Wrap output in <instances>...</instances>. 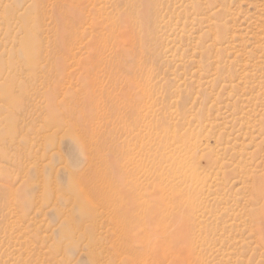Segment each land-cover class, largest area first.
Returning <instances> with one entry per match:
<instances>
[{
    "label": "rangeland",
    "instance_id": "rangeland-1",
    "mask_svg": "<svg viewBox=\"0 0 264 264\" xmlns=\"http://www.w3.org/2000/svg\"><path fill=\"white\" fill-rule=\"evenodd\" d=\"M263 177L264 0H0V264H264Z\"/></svg>",
    "mask_w": 264,
    "mask_h": 264
},
{
    "label": "bare ground",
    "instance_id": "bare-ground-1",
    "mask_svg": "<svg viewBox=\"0 0 264 264\" xmlns=\"http://www.w3.org/2000/svg\"><path fill=\"white\" fill-rule=\"evenodd\" d=\"M89 3H91V2H89ZM91 5V4H90ZM96 5V4H95ZM88 8V7H87ZM217 24V23H216ZM217 26V25H216ZM212 27H214V26H212ZM215 28V27H214ZM224 28V27H223ZM222 28V29H223ZM225 29V28H224ZM223 29V30H224ZM215 31V30H214ZM217 31H219V30H217ZM223 33V32H222ZM222 33H221V35H222ZM216 34V33H215ZM223 36V35H222ZM218 37V36H217ZM219 37H220V35H219ZM219 50V49H218ZM221 50V49H220ZM223 50V49H222ZM224 51V50H223ZM222 51H220V53H221ZM217 69V68H216ZM223 76V75H222ZM147 91V90H146ZM144 95V94H143ZM146 96H148V95H146ZM147 98V97H146ZM147 114V113H146ZM147 116V115H146ZM243 119V118H242ZM145 120H146V118H145ZM152 120V119H151ZM169 121H170V119H168ZM157 122V121H156ZM162 122V121H161ZM148 123V122H147ZM242 123V122H241ZM172 124V123H171ZM170 124V125H171ZM246 124H247V122H246ZM147 125V124H146ZM152 125H154V124H152ZM164 125V124H163ZM162 125V126H163ZM244 125V124H243ZM159 126V125H158ZM246 126V125H245ZM170 127V126H169ZM208 128V127H207ZM152 130H154V129H152ZM170 130V129H169ZM189 130V129H188ZM249 130V129H248ZM155 131V130H154ZM191 131V130H190ZM199 131V130H198ZM159 132V131H158ZM189 132V131H188ZM195 132V131H194ZM152 133V132H151ZM178 133H180V132H178ZM201 133V132H200ZM155 134V133H154ZM161 134V133H160ZM174 135V134H173ZM190 135V134H189ZM201 135V134H200ZM153 136V135H152ZM180 136V135H179ZM156 137V136H155ZM194 137H195V135H194ZM201 137V136H200ZM216 137V136H215ZM249 137V136H248ZM180 138V137H179ZM210 138V137H209ZM167 139H169V137L167 138ZM185 140V139H184ZM189 140H190V138H189ZM192 140V139H191ZM138 141H139V139H138ZM148 141V140H147ZM153 141V140H152ZM207 141V140H206ZM175 142V141H174ZM180 142V141H179ZM187 142V141H186ZM185 142V144H186V146H184V145H180V146H177L175 149H176V156H175V158H174V163H175V166H177V167H175L176 168V172H174V173H178L179 174V178H181L183 181H186V177H187V179H190V182L192 181L193 182V185H194V191H200L201 190V192L202 191H204V190H202L203 188H204V183H206L205 181H209V179L210 178H212V176L214 177V176H216V172H215V169L213 168V166H215V165H217V167H216V169H218V171H219V173H220V175H221V179H220V181H221V183H220V186H221V189H222V194H221V196H222V198H221V202H220V204L222 203L223 205H224V207H222L221 209H220V212H221V220L223 221V218H226L227 216H229L228 215V213L229 212H231L232 213V216H234V218H235V216H236V209L234 208V209H232V208H230V207H228V205L230 204H228L227 203V194H226V192H225V188H224V186H226V185H224V181H225V179L226 180H228V177L231 175H229V176H227V171L225 172L224 171V169L227 167V166H225V163L223 162V157L221 158V155L218 153V152H216V154L215 155H211L210 154V151L208 152V153H205V149H202L201 148V150L200 149H198V148H200L199 147V145H196V143H195V141L193 142V143H186ZM217 142V141H216ZM162 143V142H161ZM167 143V142H166ZM181 143V142H180ZM144 144V143H143ZM175 144V143H174ZM198 144V143H197ZM145 145V144H144ZM144 145H142L141 147H143ZM148 145V144H147ZM146 145V146H147ZM204 145V144H203ZM216 145V144H215ZM202 146V145H201ZM210 146V145H209ZM208 146V147H209ZM224 146V145H223ZM159 147V146H158ZM198 147V148H197ZM257 147V146H256ZM144 148H146V147H144ZM147 149V148H146ZM156 148H154V150H155ZM168 149V148H167ZM173 149V148H172ZM208 148H206V150H207ZM213 149V148H212ZM224 149V148H223ZM200 150V151H199ZM232 151V150H231ZM238 151V150H237ZM236 151V152H237ZM144 152V151H143ZM142 152V153H143ZM213 152H215V151H213ZM147 153V152H146ZM145 154V153H144ZM148 154V153H147ZM163 154H164V152H163ZM237 154V153H236ZM235 154V155H236ZM172 155H173V153H172ZM207 156V157H206ZM223 156V155H222ZM206 157V160H207V162H208V164H209V166L207 167L208 168V171L206 170V169H200L199 167H198V161L201 159V158H205ZM215 159H214V158ZM233 157V156H232ZM231 157V158H232ZM249 157V156H248ZM150 158V157H149ZM162 158V157H161ZM235 158H237V157H235ZM142 159V158H141ZM147 159V158H146ZM168 159V158H167ZM154 160H155V158H154ZM228 160V159H227ZM226 160V161H227ZM231 160V159H230ZM234 160V159H233ZM237 160V159H236ZM236 160H234V161H236ZM252 160V159H251ZM155 161H157V160H155ZM155 161H153V162H155ZM160 161V160H159ZM139 163H140V161H139ZM147 163H148V161H147ZM229 163V162H228ZM235 163V162H234ZM154 164V163H153ZM157 164V163H156ZM230 164V163H229ZM239 164V163H238ZM236 165V164H235ZM235 165H231V166H235ZM152 166V164H150V167ZM154 167H156V166H154ZM225 167V168H224ZM237 167H238V165H237ZM152 168V167H151ZM230 169H231V167H229ZM235 168V167H234ZM241 167H239V169H240ZM160 169V168H159ZM172 170V169H171ZM174 170V169H173ZM232 170V169H231ZM239 171V170H238ZM251 171H249V169H246V170H244V172H243V174L246 176L247 175V177L249 176V177H251L250 176V173ZM140 173V172H139ZM169 173V172H168ZM173 174V173H172ZM156 175V174H155ZM233 175V174H232ZM239 175V174H238ZM143 176V174L141 175V177ZM164 176H165V174H164ZM243 176V175H242ZM160 177V176H159ZM166 177V176H165ZM169 177V176H168ZM171 177V176H170ZM176 177V176H175ZM227 177V178H226ZM232 177V176H231ZM147 178V177H146ZM264 178V177H263ZM262 178V179H263ZM175 180H176V178H174ZM213 179V178H212ZM255 179H258V178H254V180ZM144 180V179H143ZM163 180V179H162ZM171 180V179H170ZM169 180V181H170ZM214 180H215V178H214ZM251 180V179H250ZM165 181V180H164ZM168 181V182H169ZM252 181V180H251ZM148 182V181H147ZM210 182V181H209ZM260 182H261V180H260ZM160 183V182H159ZM185 183V182H184ZM208 183V182H207ZM212 183V182H211ZM211 183H210V185H211ZM241 183V182H240ZM251 183V182H250ZM254 183H256L255 181H254ZM253 183V184H254ZM264 183V182H263ZM149 184V183H148ZM153 184V183H152ZM161 184V183H160ZM177 184V183H176ZM183 184V183H182ZM190 184V183H189ZM217 184V183H216ZM162 185H163V183H162ZM168 185H170V184H168ZM209 185V186H210ZM215 185V184H214ZM218 185V184H217ZM229 185V184H228ZM208 186V187H209ZM211 186H213V185H211ZM170 187V186H169ZM188 187V186H187ZM186 187V188H187ZM243 187V186H242ZM89 188V187H88ZM141 188V187H140ZM160 188H161V186H160ZM181 188V187H180ZM183 188H184V186H183ZM211 188V187H210ZM167 189V188H166ZM168 189H170V188H168ZM173 189V188H172ZM204 189H206V188H204ZM213 189V188H212ZM187 190V189H186ZM247 190H248V192H249V196H251V195H253L254 197H256V200L258 199V200H260L261 201V207H263L264 208V185L262 186V183H261V185L259 186V187H256L255 186V188H252L251 187V189H250V187L249 188H247ZM177 191V190H176ZM207 191V190H206ZM205 191V192H206ZM201 192H200V194H201ZM163 193V192H162ZM172 193V192H171ZM219 193V192H218ZM181 194V193H180ZM166 195L167 194H165V196H163V197H166ZM183 195V194H182ZM186 195H188V194H186ZM194 195V194H193ZM89 196H90V194H89ZM105 196V195H104ZM105 198V197H104ZM171 198V197H170ZM223 199V200H222ZM164 200H165V198H164ZM168 200V199H167ZM206 200V199H205ZM229 200V199H228ZM171 201V200H170ZM176 201V200H175ZM178 201V200H177ZM187 201V200H186ZM203 202V201H202ZM233 202V201H232ZM235 202V201H234ZM110 204V203H109ZM253 204V203H252ZM178 205V204H177ZM192 205V204H191ZM236 205V204H235ZM251 205V204H250ZM179 206V205H178ZM193 206V205H192ZM199 206V205H198ZM173 207V206H172ZM188 207V206H187ZM193 207H195V206H193ZM231 207H234L233 205H231ZM166 209V208H165ZM177 209V208H176ZM180 209V208H179ZM260 209V208H259ZM262 209V208H261ZM195 210V209H194ZM126 211V210H125ZM263 211V215L261 216V218H262V220H260V222L262 221V223H264V209L262 210ZM180 212V211H179ZM181 212H182V210H181ZM255 212V211H254ZM261 212V211H260ZM139 213V212H138ZM190 213V212H189ZM240 213V212H239ZM249 213V212H248ZM117 214V213H116ZM192 214H194V213H192ZM195 214H196V211H195ZM242 214V213H241ZM255 214H258L259 216L261 215L260 213H256L255 212ZM254 214V215H255ZM184 215V214H183ZM129 216V215H128ZM165 216V215H164ZM238 216V215H237ZM236 216V217H237ZM113 217V216H112ZM125 217V216H124ZM132 217V216H131ZM199 217H201V215L199 216ZM256 217V216H255ZM161 218V217H160ZM166 218V217H165ZM187 218H188V216H187ZM203 218V217H202ZM254 218V217H253ZM252 218V219H253ZM257 218V217H256ZM141 219V218H140ZM117 220H118V218H117ZM122 220V219H121ZM130 220V219H129ZM198 220V219H197ZM116 220H114V222H115ZM128 221V220H127ZM158 221V220H157ZM162 221V220H161ZM257 221H258V219H257ZM194 222H195V219H194ZM251 222V221H250ZM254 222V221H253ZM131 223V222H130ZM257 223H259V222H257ZM257 223H255V224H257ZM120 224H121V222H120ZM129 225V224H128ZM156 225V224H155ZM259 225H262V224H259ZM264 225V224H263ZM258 226V225H257ZM124 228H125V226H124ZM127 228V227H126ZM258 228V227H257ZM143 229H144V227H143ZM146 229V228H145ZM199 231V230H198ZM253 231H258V233H261V234H264V227H261L260 226V228H258V229H255V230H253ZM128 233V232H127ZM251 233V232H250ZM255 233V232H254ZM253 233V234H254ZM147 235V234H146ZM189 245H190V243H189ZM189 250V249H188ZM190 251V250H189ZM190 258V257H189Z\"/></svg>",
    "mask_w": 264,
    "mask_h": 264
}]
</instances>
